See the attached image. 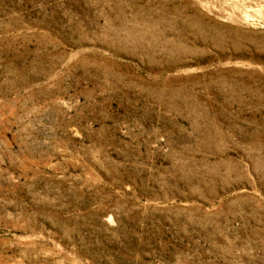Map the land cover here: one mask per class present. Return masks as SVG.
<instances>
[{"label":"rangeland","instance_id":"obj_1","mask_svg":"<svg viewBox=\"0 0 264 264\" xmlns=\"http://www.w3.org/2000/svg\"><path fill=\"white\" fill-rule=\"evenodd\" d=\"M0 264H264V0H0Z\"/></svg>","mask_w":264,"mask_h":264}]
</instances>
